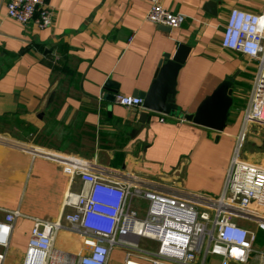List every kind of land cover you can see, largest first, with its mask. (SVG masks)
<instances>
[{
    "label": "crops",
    "instance_id": "0c3cea01",
    "mask_svg": "<svg viewBox=\"0 0 264 264\" xmlns=\"http://www.w3.org/2000/svg\"><path fill=\"white\" fill-rule=\"evenodd\" d=\"M9 1L0 0V208L20 216L6 264L21 263L34 218L64 224L54 245L59 255L88 253L63 221L72 212L64 207L65 196L79 193L82 184L63 172L60 160H82L108 180L221 195L244 134L236 142L240 106L232 108L224 132H216L152 112L142 125V108L110 99L147 93L164 55L180 45L190 48L177 86L183 114L195 113L228 77L235 78L234 103L245 86L248 97L255 67L221 41L232 10L258 13L264 0H161L186 16L176 29L148 22L146 0H48L54 19L47 29L9 19ZM50 61H62L63 71L55 73ZM246 131L250 136L260 129L251 125ZM241 159L264 167V158L260 164ZM4 216L0 211V220ZM116 253L123 264L122 249L113 252L110 264Z\"/></svg>",
    "mask_w": 264,
    "mask_h": 264
},
{
    "label": "built area",
    "instance_id": "2783aa9c",
    "mask_svg": "<svg viewBox=\"0 0 264 264\" xmlns=\"http://www.w3.org/2000/svg\"><path fill=\"white\" fill-rule=\"evenodd\" d=\"M146 1V19L154 25L176 29L187 20L166 9L161 0ZM6 15L20 25L47 29L53 25L54 10L48 0H10ZM221 44L255 67L242 110V133L251 125L264 127V5L258 13L232 10ZM115 102L127 109H140L143 104L138 96L119 95ZM160 121L165 122V117ZM60 162L63 172L82 184L79 193L65 196L64 207L72 212L65 213L63 221L88 253L75 258L59 255L54 245L64 224L34 218L20 264H110L113 252L120 249L125 250L123 264H264V167L243 161L240 146L219 197L108 180L82 160ZM0 211L5 213L0 220V264H6L20 213ZM246 222L253 227L244 226Z\"/></svg>",
    "mask_w": 264,
    "mask_h": 264
},
{
    "label": "water",
    "instance_id": "95a60500",
    "mask_svg": "<svg viewBox=\"0 0 264 264\" xmlns=\"http://www.w3.org/2000/svg\"><path fill=\"white\" fill-rule=\"evenodd\" d=\"M189 53V47L180 45L175 54L164 55L151 88L147 93L138 95L143 101L144 110L139 114V122L145 125L150 118L149 112H152L176 117L212 131L224 132L234 106V77L226 78L210 96L204 99L193 114H183L181 108L176 105L178 77ZM110 100L115 101V98Z\"/></svg>",
    "mask_w": 264,
    "mask_h": 264
},
{
    "label": "rangeland",
    "instance_id": "374dc122",
    "mask_svg": "<svg viewBox=\"0 0 264 264\" xmlns=\"http://www.w3.org/2000/svg\"><path fill=\"white\" fill-rule=\"evenodd\" d=\"M243 98L239 101V106L240 108L244 109V107L246 106L248 97L246 95H248V91H249V87L245 86V88H243ZM239 127V131H238V137L236 138V142L238 140V138L240 137V134H242L241 132V128L240 125ZM255 127H258L260 129V132L257 133H253L250 134V136H248V132L246 131L241 138L240 142L235 145V148L237 146H240V157L249 160L255 164H260V160H263L264 158V127L255 125ZM235 150V149H234ZM235 152V151H233ZM234 155V153H233ZM244 226L248 227V228H252L253 225L251 223H244ZM264 241H262L263 243ZM260 242V245H263ZM9 253H14V249L11 247L9 250ZM122 253V252H121ZM123 259L122 254L120 253H116L114 255V260L112 261V264H120L121 261ZM254 264V263H251Z\"/></svg>",
    "mask_w": 264,
    "mask_h": 264
},
{
    "label": "trees",
    "instance_id": "16d2710c",
    "mask_svg": "<svg viewBox=\"0 0 264 264\" xmlns=\"http://www.w3.org/2000/svg\"><path fill=\"white\" fill-rule=\"evenodd\" d=\"M48 64L51 67V69L57 74H60L63 71V63H62V61H57L55 63H52L50 61ZM239 101L240 100H237L236 103H234L235 106H233V111L235 110V112H236L238 106L240 105Z\"/></svg>",
    "mask_w": 264,
    "mask_h": 264
},
{
    "label": "bare ground",
    "instance_id": "6f19581e",
    "mask_svg": "<svg viewBox=\"0 0 264 264\" xmlns=\"http://www.w3.org/2000/svg\"><path fill=\"white\" fill-rule=\"evenodd\" d=\"M137 203H139V201H137V202L135 203V205H136Z\"/></svg>",
    "mask_w": 264,
    "mask_h": 264
}]
</instances>
